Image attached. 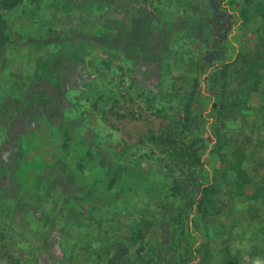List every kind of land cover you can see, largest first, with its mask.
Wrapping results in <instances>:
<instances>
[{"label": "rangeland", "instance_id": "obj_1", "mask_svg": "<svg viewBox=\"0 0 264 264\" xmlns=\"http://www.w3.org/2000/svg\"><path fill=\"white\" fill-rule=\"evenodd\" d=\"M246 2L1 12L0 264H264V0L244 22Z\"/></svg>", "mask_w": 264, "mask_h": 264}, {"label": "trees", "instance_id": "obj_2", "mask_svg": "<svg viewBox=\"0 0 264 264\" xmlns=\"http://www.w3.org/2000/svg\"><path fill=\"white\" fill-rule=\"evenodd\" d=\"M22 1L23 0H0V15H1V12H3V11L12 10L13 8H15L16 6L21 4ZM246 1H248V2H246L245 5H243L241 8V14H242V17L244 18L243 19L244 22H246V20H248V18H249V8H250L249 7V0H246ZM263 18H264V15H263ZM6 41H7V37L0 36V56H1V53L3 51L4 46L6 44ZM240 57H241V52L238 51L237 57L235 59H233V62L239 61ZM254 63H255V65L252 66V68L250 69V71L248 73V77H249V79L253 80L254 83L257 84L260 82V79H259L260 67H258L259 64H256V62H254ZM253 89H256V86ZM186 113H188V108H186ZM187 117H188V115H187ZM209 136L211 137L212 140L214 138H216L214 135H209ZM216 142L217 143L219 142L217 138H216ZM233 154H237V153H233ZM190 158L194 164H199L202 167H206V165L204 164L203 154L200 153L199 150L196 149L195 147L191 148V157ZM232 167H233L234 172H233V181L230 183V185H233L234 188L236 186L237 190H240L242 193L244 186L250 182V178H248L246 170L241 166V162L239 159L236 158V162L232 165ZM215 175L216 174L212 175V177H215ZM189 180H190L191 185L198 182L195 175H194V177L192 176ZM207 184L209 185V182L205 183V184L201 183L199 185V193H202L203 196L201 197L200 201L194 202V205H195L194 210H195V208L196 209L198 208V210H199V209H201L202 205H205V201H207V199H205L206 198L205 196L207 195V190H208ZM231 188H233V187L231 186ZM254 189L256 190V193H257V191L261 192L259 190L264 189V184L261 185L260 183H256L254 186ZM256 193L253 194L255 197L258 196V194H256Z\"/></svg>", "mask_w": 264, "mask_h": 264}]
</instances>
